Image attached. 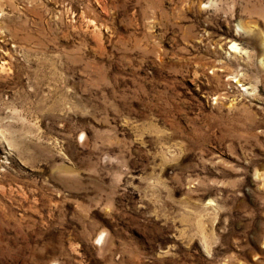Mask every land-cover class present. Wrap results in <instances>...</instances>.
Returning <instances> with one entry per match:
<instances>
[{
	"label": "rangeland",
	"instance_id": "374dc122",
	"mask_svg": "<svg viewBox=\"0 0 264 264\" xmlns=\"http://www.w3.org/2000/svg\"><path fill=\"white\" fill-rule=\"evenodd\" d=\"M0 264H264V0H0Z\"/></svg>",
	"mask_w": 264,
	"mask_h": 264
}]
</instances>
